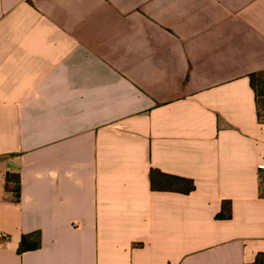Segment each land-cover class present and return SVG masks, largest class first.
I'll return each instance as SVG.
<instances>
[{"label":"crops","instance_id":"0c3cea01","mask_svg":"<svg viewBox=\"0 0 264 264\" xmlns=\"http://www.w3.org/2000/svg\"><path fill=\"white\" fill-rule=\"evenodd\" d=\"M263 69L264 0H0V264H256Z\"/></svg>","mask_w":264,"mask_h":264},{"label":"trees","instance_id":"16d2710c","mask_svg":"<svg viewBox=\"0 0 264 264\" xmlns=\"http://www.w3.org/2000/svg\"><path fill=\"white\" fill-rule=\"evenodd\" d=\"M248 79L250 88L254 94L256 121L258 124L264 125V69L250 73ZM258 184V195L260 198H264V191H262L261 188L262 185H264V171L258 172ZM150 186L152 189L174 191L184 194H187L194 189V184L191 179L163 174L156 170L150 171ZM4 190L12 194L13 202L19 201L20 180L18 173L8 171L4 174ZM226 204L228 203H224L223 206ZM216 217L223 218L228 216L221 211ZM33 236L36 240H34L30 246L25 244V237L21 238L17 249L18 253L38 247L39 234L35 233ZM254 262L256 264H264V257L257 255Z\"/></svg>","mask_w":264,"mask_h":264},{"label":"built area","instance_id":"2783aa9c","mask_svg":"<svg viewBox=\"0 0 264 264\" xmlns=\"http://www.w3.org/2000/svg\"><path fill=\"white\" fill-rule=\"evenodd\" d=\"M6 238H7V234L0 232V240H5Z\"/></svg>","mask_w":264,"mask_h":264},{"label":"rangeland","instance_id":"374dc122","mask_svg":"<svg viewBox=\"0 0 264 264\" xmlns=\"http://www.w3.org/2000/svg\"><path fill=\"white\" fill-rule=\"evenodd\" d=\"M261 188H262V191H264V185H262V187H261Z\"/></svg>","mask_w":264,"mask_h":264}]
</instances>
